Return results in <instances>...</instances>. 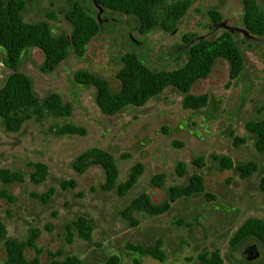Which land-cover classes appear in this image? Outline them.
I'll return each instance as SVG.
<instances>
[{
	"label": "rangeland",
	"instance_id": "rangeland-1",
	"mask_svg": "<svg viewBox=\"0 0 264 264\" xmlns=\"http://www.w3.org/2000/svg\"><path fill=\"white\" fill-rule=\"evenodd\" d=\"M22 1L23 19L47 23L54 38L69 40L71 26L65 15L73 2L81 4L98 30L80 55L68 45L65 58L52 70L43 69V52L35 46L25 47L18 57L16 69L28 76L34 95L43 99L56 93L70 104L71 112L69 116L47 114L41 120L31 117L15 132L5 131L0 119V168L23 177L9 184L0 181V189L7 192L0 197V221L6 229L0 238V264H6L3 241L7 238L25 245L26 259L35 257L41 263L74 254L85 264L102 263L110 255L118 257V264H203L200 254L217 251L221 264H264L259 246L253 249L256 256L245 259L251 240L233 247L228 243L246 218H264V191L258 185L264 175V150L256 149L254 135L244 127L248 120L264 119V35L247 38L240 30L231 33L243 56V69L226 88L228 63L217 58L209 74L188 91L207 94L206 105L197 109L183 108L185 93L167 86L141 106L126 105L105 114L95 102L94 85L73 79L77 70H84L106 80L108 90L115 93L121 57L128 52L136 53L152 69L176 68L186 57L179 48L184 33L207 37L219 33V27L210 28L208 10L218 11L226 24L243 28L241 0H194L170 33L159 27L139 33L133 16L105 8L99 11L94 0ZM257 2L264 8V0ZM4 56L0 46V86L8 73ZM66 122L79 131L56 133ZM234 136L245 141L235 147ZM90 147L112 154L117 183L133 164L142 163L141 175L125 195L101 188L103 171L98 165L82 172L72 168V160ZM213 155L229 157L232 167H220ZM196 156L203 157V166L193 163ZM180 161L185 165L182 176L175 171ZM248 161H255L258 169L240 178L236 166ZM34 162L47 169L38 184L29 180ZM155 173L164 174L161 187L150 183ZM193 174L202 176V192L176 199L159 215L135 211L134 226L122 217L121 210L134 197L146 193L151 203L161 204L169 186H183ZM64 181L72 183L62 186ZM78 217L90 226L89 239L78 235L74 225ZM157 239L162 240L163 260L126 247L130 243L151 246Z\"/></svg>",
	"mask_w": 264,
	"mask_h": 264
},
{
	"label": "trees",
	"instance_id": "trees-1",
	"mask_svg": "<svg viewBox=\"0 0 264 264\" xmlns=\"http://www.w3.org/2000/svg\"><path fill=\"white\" fill-rule=\"evenodd\" d=\"M102 8L116 11L135 18L136 29L139 33H146L154 27H159L165 32H173L178 21L187 12L194 0H95ZM242 24L252 36L264 35V8L257 0H241ZM22 0H0V46L5 50L2 59L3 65L8 70L3 84L0 86V119L3 128L8 132L19 130L23 122L31 117L41 120L45 115L69 116L71 106L64 103L60 95L50 93L43 99L34 95L28 76L16 69L18 57L27 46L39 48L44 55L43 69L52 70L65 58L67 46L80 55L84 46L98 30L96 25L84 15L83 7L79 2H73L65 15L71 26L69 40L66 37L54 38L43 21L27 22L23 19L21 11ZM161 10L160 15L157 11ZM207 15L212 22L210 28L222 21V15L213 9L208 10ZM218 28V27H217ZM69 42V43H68ZM179 48H183L186 57L182 64L170 70H155L145 65L134 52L125 53L121 57V66L116 73L119 88L115 93L108 90L107 81L97 78L93 74L77 70L73 79L80 84H92L95 87V102L101 112L112 114L126 105L141 106L148 99L158 95L167 86H173L178 91L185 93L182 99V107L197 109L206 105L207 94L188 93L192 84L206 77L217 58L225 59L228 63V88L231 80L238 77L243 69L244 60L240 49L236 45L232 34L224 28H219V33L212 37L184 33L181 37ZM11 70V71H9ZM245 129L254 135L255 147L258 151L264 150V119L248 120L244 123ZM79 127L66 122L56 128V133L75 134ZM243 137L234 136L232 145L238 146L244 142ZM212 158L225 169L232 167V160L224 155H213ZM193 163L203 166L204 159L196 156ZM33 170L29 174V180L38 184L45 179L47 169L42 162L31 164ZM72 168L77 172L86 170L90 165H98L103 171L101 188L103 190L114 189L119 196L125 193L136 183L143 171L140 162L133 164L126 178L116 182L118 169L110 152L100 147H90L80 152L71 162ZM185 165L178 162L175 171L178 176L184 173ZM240 178L250 176L257 171L258 165L255 161H248L236 166ZM22 175L17 171L0 168V181L9 184L21 181ZM164 174L155 173L150 177V183L155 187L163 185ZM67 183L62 182L65 186ZM261 190L264 191V175L258 181ZM204 190L203 178L199 174H193L183 186H169L168 196L161 204H153L146 193L134 197L122 210V217L134 226L135 211H143L148 215H159L169 210L170 205L176 199L190 196ZM51 190L48 191V193ZM7 196L4 189H0V197ZM206 196H210L207 195ZM78 235L83 239H89L90 226L86 225L83 217L74 221ZM6 235L4 224L0 221V238ZM251 240V241H250ZM250 241L245 253V259L257 255L253 249L259 246L264 254V218L248 217L234 231L228 243L231 247ZM31 244V239H28ZM162 240L157 239L151 246L140 244H127L128 250L139 254L150 255L157 260L165 258V252L161 248ZM24 244L14 239L7 238L3 241L6 264H85L79 257L70 254L62 260L50 259L41 263L37 258L26 259L23 254ZM254 253V255H252ZM203 264H221L222 258L217 251L202 253L199 255ZM119 259L110 255L104 262L99 264H118ZM137 264V263H136Z\"/></svg>",
	"mask_w": 264,
	"mask_h": 264
},
{
	"label": "water",
	"instance_id": "water-1",
	"mask_svg": "<svg viewBox=\"0 0 264 264\" xmlns=\"http://www.w3.org/2000/svg\"><path fill=\"white\" fill-rule=\"evenodd\" d=\"M94 2L97 5L98 10L101 11L102 7L99 6L95 0H94ZM215 27L224 28L225 30L229 31L230 33H232L234 30H240L247 38L251 37V35L248 33V31L245 28H238V27L230 26V25L226 24L224 21H220L219 23L215 24ZM9 71H11V70H9Z\"/></svg>",
	"mask_w": 264,
	"mask_h": 264
}]
</instances>
